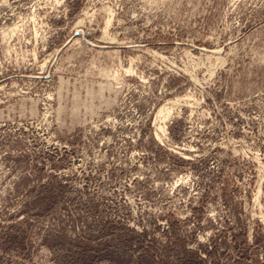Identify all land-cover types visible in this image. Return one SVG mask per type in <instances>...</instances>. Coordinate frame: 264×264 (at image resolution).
<instances>
[{
    "label": "rangeland",
    "instance_id": "374dc122",
    "mask_svg": "<svg viewBox=\"0 0 264 264\" xmlns=\"http://www.w3.org/2000/svg\"><path fill=\"white\" fill-rule=\"evenodd\" d=\"M0 264H264V0H0Z\"/></svg>",
    "mask_w": 264,
    "mask_h": 264
},
{
    "label": "bare ground",
    "instance_id": "6f19581e",
    "mask_svg": "<svg viewBox=\"0 0 264 264\" xmlns=\"http://www.w3.org/2000/svg\"><path fill=\"white\" fill-rule=\"evenodd\" d=\"M108 22V21H107ZM14 29V28H13ZM11 30V29H10ZM16 30V29H15ZM12 31V30H11ZM14 32V31H13ZM118 78V77H117ZM164 110H166V108L164 109V108H162V109H159L158 111V113L159 114H161V113H163V112H167L168 111V108H167V111H164ZM159 117V116H158ZM166 117V116H165ZM160 119V118H159ZM159 124V123H158ZM161 127V126H160ZM160 130V129H159ZM161 130H162V128H161ZM162 131H164V130H162Z\"/></svg>",
    "mask_w": 264,
    "mask_h": 264
}]
</instances>
